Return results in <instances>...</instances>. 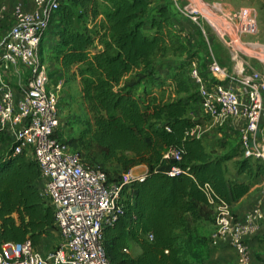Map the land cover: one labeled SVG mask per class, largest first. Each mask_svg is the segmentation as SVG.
I'll return each mask as SVG.
<instances>
[{
	"label": "trees",
	"instance_id": "trees-1",
	"mask_svg": "<svg viewBox=\"0 0 264 264\" xmlns=\"http://www.w3.org/2000/svg\"><path fill=\"white\" fill-rule=\"evenodd\" d=\"M63 1L52 13L46 31L57 12L54 59L63 68H77L83 96L95 114L86 129L65 144L85 165L103 170L109 182L122 177L110 180L94 163L99 156L126 169L138 164L147 167L144 179L122 187L117 218L103 229L109 261L209 264L220 242L212 243V234L202 232V225H215L218 201L231 206L249 190V183L232 178L227 161L234 159L238 174L253 178L261 173L249 163L254 159L214 154L192 133L197 123L187 115L189 97L182 95L187 87L178 80L174 66L181 59L186 61L188 88L196 89L190 79L195 52L175 27L171 3L151 6L150 0H104L107 9L98 15L103 18L105 39L98 46L86 20L93 12L87 7L95 0H65L60 9ZM95 16L96 11L91 14ZM145 27L152 31L146 33ZM173 37L181 50L171 47ZM167 50L164 63L150 62L156 52ZM60 128L61 123L54 132L57 138ZM169 148L178 150L180 160L163 157ZM172 163L179 166V174H168ZM55 231L53 207L40 194L35 159L26 149L12 155L11 145L7 155L0 156V247L7 241L30 239L34 247L45 250L48 246L43 241ZM129 241L140 248L139 254L130 253ZM236 260L235 255L234 264Z\"/></svg>",
	"mask_w": 264,
	"mask_h": 264
},
{
	"label": "built area",
	"instance_id": "built-area-1",
	"mask_svg": "<svg viewBox=\"0 0 264 264\" xmlns=\"http://www.w3.org/2000/svg\"><path fill=\"white\" fill-rule=\"evenodd\" d=\"M59 2L33 0L30 9L21 2L14 3L13 23L0 48V130L12 141V155L28 149L39 167L40 194L53 207L57 245L40 250L30 239L7 241L0 247V264H112L102 243L103 229L117 218L122 187L146 177V172L134 174L129 169L121 181L109 182L103 170L85 165L76 152L54 136L60 124L58 92L51 85L40 48ZM6 8L0 6V23ZM178 9L204 32L202 19L210 21L205 14L184 5H178ZM221 19L238 36L258 31L257 15L246 7L233 8ZM206 69L208 75L222 76L232 85L219 80L210 82L198 67L192 66L190 79L199 95L202 114L232 124L243 156L264 163V71L248 62L231 71L215 58L208 61ZM11 76L16 78L18 97L13 93ZM192 133L196 134L194 129ZM163 157L180 160L175 148L165 150ZM167 172L177 175L180 168L172 163ZM261 220L264 221V186L255 204L242 216L220 200L212 243H229L236 251V264H251L247 239L258 231Z\"/></svg>",
	"mask_w": 264,
	"mask_h": 264
},
{
	"label": "rangeland",
	"instance_id": "rangeland-1",
	"mask_svg": "<svg viewBox=\"0 0 264 264\" xmlns=\"http://www.w3.org/2000/svg\"><path fill=\"white\" fill-rule=\"evenodd\" d=\"M65 0L61 4V8L64 6ZM179 6H182L181 0L177 1ZM217 8L212 10V5H207L204 13L207 17L210 18L209 20H203L202 27L205 29V32L209 38L216 40L215 47L213 48L214 58L222 65L226 67H231L232 64L235 63V56L237 55H245L246 62L251 64H256L257 61L255 57H260L264 59V0H222V3H217ZM246 7L254 11L257 15L258 21V31L255 34H242L240 36L236 35L233 28L225 24L221 16L228 12L230 8H241ZM107 5L104 0H95L94 3H90L87 7L88 11H96V16L93 18L89 13L86 18L88 27L94 33L96 38V45L99 46V42L104 40V22L103 18L98 15L101 12L106 11ZM220 9V10H219ZM57 12L55 13V17L52 21L50 31L46 33V37L43 39V45L41 47V54L44 63L47 65L49 70V76L51 78V85H53L57 92H58V114L61 123V128L59 129L57 135L59 139H61L64 143H67L70 139L77 137L82 131L86 129V122L91 121L94 117V110L89 103V100L83 96L82 92V81L81 77L77 75V68L71 67L70 69L63 68L60 62L54 59L56 54V42H57V35L54 31V26L57 22ZM215 18V19H214ZM218 19L220 21H218ZM220 23L222 27L230 33V38L234 44H231L229 41L228 36L222 35L221 29L218 27L219 25L216 23ZM148 21L146 22V27L148 26ZM227 25V26H226ZM195 25L197 29V33H199V44L201 45L202 49L207 47L205 43V35L203 39V34L200 33V26ZM144 28L146 33L152 31L148 28ZM173 39L172 48L179 49L180 42H178L174 37ZM206 44V45H205ZM211 45V44H210ZM240 45L241 48H240ZM168 50L165 52H156L151 58L150 62L153 64H157L159 62L164 63L163 56H166ZM252 52V53H250ZM183 55V54H182ZM185 55L182 56V58ZM167 59V58H166ZM168 59H172V57H168ZM181 59V56L178 57L175 62ZM174 66L176 72L178 73V80L180 83H183L185 87H187V91L184 90L182 95L185 97H189V102L187 104L188 111L187 115L193 118L197 125L194 127L195 135L201 137L202 142L207 147L208 150L217 153V155H235L242 158L239 136L237 131L232 127V124L220 123V120L206 116L202 114L199 105V97L197 95V91L194 87L188 88L187 78H188V67H186L185 60H180ZM152 64V65H153ZM241 63L238 64V66ZM84 67V66H80ZM257 67V66H256ZM259 69V66H258ZM260 70L261 67H260ZM264 71V70H262ZM167 89L164 91V95H166ZM187 93V94H186ZM168 95V94H167ZM144 105V104H143ZM145 106V105H144ZM262 134L264 135V113L262 115ZM12 145V141L10 137L5 135L3 131L0 130V156H4L9 152L10 146ZM71 148V147H70ZM80 151H82L81 147H79ZM26 152L28 150L26 149ZM232 161V160H231ZM95 164L99 165L103 168L110 180H117L123 177V175L129 170L132 169V173L138 174V170L132 166L129 169L121 166L114 160L105 161L101 156L97 158L94 162ZM249 163L254 165V167H258L257 170L261 174H264V164L258 161L250 160ZM260 163V164H258ZM214 222L206 223L202 225V232L214 233ZM58 236L56 232L51 233L43 243L46 244L48 247H54L57 245ZM132 241L128 242V250H131ZM130 248V249H129Z\"/></svg>",
	"mask_w": 264,
	"mask_h": 264
},
{
	"label": "crops",
	"instance_id": "crops-1",
	"mask_svg": "<svg viewBox=\"0 0 264 264\" xmlns=\"http://www.w3.org/2000/svg\"><path fill=\"white\" fill-rule=\"evenodd\" d=\"M150 1H151V6H159V5H165L166 3H171L169 7L171 9L172 19L175 24V27L177 31L182 36H184L185 39L189 42L191 50L195 52V55L192 58V63L190 67L192 66L198 67L200 72L205 74L207 76V79H209L210 82H215L219 80L227 85H232L231 81L227 80L226 78L222 76L218 75V76L213 77L212 75L210 76L207 74V69H206L207 64L211 58L215 57L213 48L215 47L214 44L217 41L210 38V36L208 38V36L205 35L206 32L204 29V32L202 31V34H203V39L205 35L204 40H206L205 43L207 44V47L205 49H202L198 41L200 38V35L199 33H197V28L195 27V25H198V24L191 22L190 19L184 16L180 11L175 10V7L176 8L178 7V3H177L178 0H150ZM16 2H21L26 9H30L31 7H33V0H0V6L5 5L7 7L4 19L0 23V48L2 47L5 40L7 39L9 28L13 23L12 6ZM181 2L184 6H189L190 8L198 9L200 12L204 14L206 12L203 8H206L207 5L213 4L212 10H215L217 8V5L220 6L217 3H222V0H181ZM231 9L233 8H230L228 11H230ZM207 18L210 19L209 17ZM201 24H204L203 21L201 22ZM48 31H50V28L46 31V33ZM221 31L223 33L222 35L228 36L227 38L229 39L228 42H230L231 44H234L232 39L230 38V34L228 33V31H226L224 28H222ZM243 56L245 55L235 56L234 58L235 63L232 64L231 67H226V68L232 71L235 69L236 66H238L239 63L246 62L247 59H245V57ZM255 59L257 63L256 64L253 63L252 65L257 69L259 66V70H260V67L262 70H264V59H261L260 57H255ZM11 81H12L11 85H12L13 93L16 97H18L20 94L18 91L16 78L14 76H11ZM3 133L7 135L5 131H3ZM233 160L234 159H232V161L231 160L227 161L228 168H229L232 178L237 179V181H245L249 183L248 192L244 194L241 198H239L237 201L231 204V208L233 212L237 216H242L243 213L248 208H250L251 206L255 204V201L260 196L262 188L264 186V175L259 174L251 178L246 173L238 174L236 173V170L234 169L235 163ZM134 167L138 170L139 173H145L147 170V167L144 164H138V165H135ZM247 241H248L250 252H251V264H264V221L263 220H261L260 228L258 229V231L255 234L249 236ZM140 252H141L140 248L136 244H132L130 253L133 255H137ZM235 255H236V252L232 247H229L228 245H226V243L220 242L219 246L210 255L209 264H234Z\"/></svg>",
	"mask_w": 264,
	"mask_h": 264
},
{
	"label": "bare ground",
	"instance_id": "bare-ground-1",
	"mask_svg": "<svg viewBox=\"0 0 264 264\" xmlns=\"http://www.w3.org/2000/svg\"><path fill=\"white\" fill-rule=\"evenodd\" d=\"M214 19H215V18H214ZM226 30H227V29H226ZM241 46H242V45H240V48H241ZM250 53H252V52H250Z\"/></svg>",
	"mask_w": 264,
	"mask_h": 264
},
{
	"label": "water",
	"instance_id": "water-1",
	"mask_svg": "<svg viewBox=\"0 0 264 264\" xmlns=\"http://www.w3.org/2000/svg\"><path fill=\"white\" fill-rule=\"evenodd\" d=\"M222 26V25H221ZM228 32H229V30H228ZM230 34V33H229ZM231 37V36H230ZM232 39V38H231Z\"/></svg>",
	"mask_w": 264,
	"mask_h": 264
}]
</instances>
